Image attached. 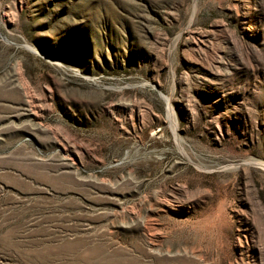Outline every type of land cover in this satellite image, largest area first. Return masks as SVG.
<instances>
[{"label": "rangeland", "instance_id": "1", "mask_svg": "<svg viewBox=\"0 0 264 264\" xmlns=\"http://www.w3.org/2000/svg\"><path fill=\"white\" fill-rule=\"evenodd\" d=\"M0 264H264V0H0Z\"/></svg>", "mask_w": 264, "mask_h": 264}]
</instances>
